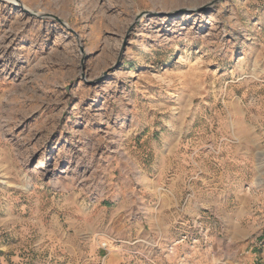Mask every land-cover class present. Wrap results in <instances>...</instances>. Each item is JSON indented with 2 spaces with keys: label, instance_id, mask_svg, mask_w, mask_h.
Wrapping results in <instances>:
<instances>
[{
  "label": "rangeland",
  "instance_id": "rangeland-1",
  "mask_svg": "<svg viewBox=\"0 0 264 264\" xmlns=\"http://www.w3.org/2000/svg\"><path fill=\"white\" fill-rule=\"evenodd\" d=\"M0 264H264V0H0Z\"/></svg>",
  "mask_w": 264,
  "mask_h": 264
},
{
  "label": "bare ground",
  "instance_id": "bare-ground-1",
  "mask_svg": "<svg viewBox=\"0 0 264 264\" xmlns=\"http://www.w3.org/2000/svg\"><path fill=\"white\" fill-rule=\"evenodd\" d=\"M11 1H14V0H11Z\"/></svg>",
  "mask_w": 264,
  "mask_h": 264
}]
</instances>
